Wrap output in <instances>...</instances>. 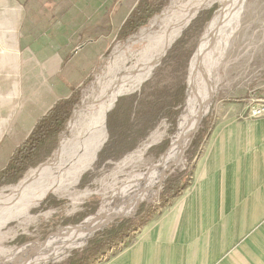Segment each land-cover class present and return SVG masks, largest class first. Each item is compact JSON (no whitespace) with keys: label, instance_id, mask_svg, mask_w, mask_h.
Instances as JSON below:
<instances>
[{"label":"rangeland","instance_id":"rangeland-1","mask_svg":"<svg viewBox=\"0 0 264 264\" xmlns=\"http://www.w3.org/2000/svg\"><path fill=\"white\" fill-rule=\"evenodd\" d=\"M174 1L183 3L188 0H169L164 9L156 14L149 21L147 26L123 41L118 39V33L122 26L118 27V25L121 24L120 18L123 14L122 10L109 14L114 20L110 19L108 22L98 21L103 14L106 15L107 10H110L113 0L111 2H109V0H59V5L55 7V9L58 8L57 11H51L54 7L52 4L47 5L46 12H44V9L42 10V23L40 24L37 23L40 17H38V13L35 12V2L31 0L29 6L32 11L30 12L28 26L32 38L31 48L35 50L37 45H40L45 51V55H53V58H48L44 62L47 80V109L62 97L70 95V93L74 91V88L82 89V102L75 109L76 111L78 110L79 112V109H81L82 113H88V104L98 106V96L103 86L106 85L105 83L109 78L110 69L114 68L116 64L122 63L123 60H127L130 65L136 61V58L147 48L148 42L144 39H132L140 36L143 31L150 29L153 21L162 16L165 11L169 10ZM222 1L224 0H208L201 7L190 9L187 14L180 19L177 31L168 45L176 38L182 29L185 30L167 50L168 52L166 51L168 45L164 48L161 62L154 69L152 77L141 83L133 91L118 95L109 108L103 112L104 125L105 114L114 106L106 115V131L103 127L104 135L103 137L101 136V148L91 169L82 175L79 183L74 187L63 190L61 193L51 191L41 196L34 205H31L25 211L21 218L9 220L1 227L0 249H26L28 253H31L34 248L41 247L45 243L54 241L63 234L87 227V224L94 220L101 212L102 208H107L111 205L113 208L116 206L120 207L121 204H124L118 201L117 195H113L115 189L123 185L133 174L146 172L158 165L161 159L173 149V145L177 141L180 122L182 121L181 118L188 99L187 93L190 86V67L195 54L203 43L207 28L221 10L223 5ZM128 7L129 5L126 4L120 8L126 11ZM200 8H202V10L196 15H189L190 11ZM207 11L210 12L209 17L202 27L197 28L198 23L196 21L202 16V12ZM239 13L241 16L239 22L227 42L217 70L214 71L213 85L215 87L207 97L206 105L207 102L208 105L204 112H207L212 102L211 108L208 110L207 115L197 130L192 133L180 162L166 171L167 176L162 182L157 183L154 191L151 192L152 194L141 197L138 199L139 201L136 200L131 210H123L108 214L105 219L100 221V225L102 223V226L99 229L95 230L100 225L94 228L95 231L93 230L90 235H88L89 233L86 235L82 245L70 251H65L64 248L55 250L50 254V257L55 260L40 261V264L43 262V264H67L70 257H72L76 251H84L96 236L101 233L114 231L128 221L130 224L126 234L114 244L106 247L90 264H102L104 261H107L122 251L134 240L144 223H147L145 220L146 212L143 213V211L152 210L151 213L154 214L162 208V195L166 179L171 175H176L177 172H186L190 176L191 182L193 169L199 155L198 154L197 158L194 160V142L197 141L200 130V132H202L206 129L210 133L217 115V106H219L222 101L241 102L247 103L248 105V100L252 97L264 96V0H245L239 8ZM156 29L159 31L161 30L160 26H156ZM182 39L187 41L188 44L182 49L177 50L176 55L179 56V58L177 57L175 60V58L173 59L172 56H170V51L175 44ZM127 67L128 65H125L118 71L113 79L114 83L122 79ZM183 84L186 85V100L178 118L177 129L174 133L171 132L172 123L169 117L164 115L162 110V116L157 121L155 127L148 131L147 136L140 141L134 150L129 151L118 160L109 158L105 160L100 159L99 154L109 142L111 136L109 130V116L120 98L136 95L139 103L136 104L134 109L137 114H139L142 113L141 107L147 108L148 105L141 103L143 101L150 102L151 95H149V93L151 91H160L163 94L165 92L167 95L169 91L171 92ZM166 95H164V97H166ZM73 117L74 112L68 123L67 129L63 132L66 133L62 137L61 135L63 133L60 135L58 148L53 155L38 167L29 169L17 184L0 187V196L10 194V189L17 188L16 186H18L32 170L41 167L49 160L57 157L61 141L71 137V131L75 124L71 131L69 130V125ZM205 121H207V123L204 125ZM207 131L204 132V135L208 133ZM105 136L107 139L104 143ZM168 139L169 143L165 145L163 151L157 152ZM154 146L159 147L153 151L152 147ZM66 149L67 140L65 151L63 154L59 155L57 159L65 154ZM137 151L142 152V160L121 169L120 163H122L128 155L130 156ZM57 159L54 163L57 162ZM4 168L5 167H0V171ZM6 188L7 190L4 191ZM51 199L60 200L62 204L57 207L51 206ZM148 201L149 203L147 206H144V203ZM92 203H96L97 207H92ZM0 209L2 210L3 207ZM113 224L115 225L112 226ZM62 252L63 256L58 259L57 256ZM37 258L38 257L35 256L6 258L5 254L0 253V264H30L31 260H36Z\"/></svg>","mask_w":264,"mask_h":264},{"label":"crops","instance_id":"crops-1","mask_svg":"<svg viewBox=\"0 0 264 264\" xmlns=\"http://www.w3.org/2000/svg\"><path fill=\"white\" fill-rule=\"evenodd\" d=\"M138 1L113 0L98 21L122 10L120 27ZM30 2L0 0V167L52 107L44 62L53 55L31 48ZM34 2L38 24L48 4L58 10L59 0ZM248 114L247 103L217 106L189 186L102 264H264V116Z\"/></svg>","mask_w":264,"mask_h":264},{"label":"bare ground","instance_id":"bare-ground-1","mask_svg":"<svg viewBox=\"0 0 264 264\" xmlns=\"http://www.w3.org/2000/svg\"><path fill=\"white\" fill-rule=\"evenodd\" d=\"M207 1L208 0H188L183 3L174 1L169 10L165 11L162 16L153 21L150 29L132 39L146 40L148 42L147 48L140 56L138 55L139 57L136 58V61L132 65H130L127 60H123L122 63L116 64L114 68L110 69L109 78L105 83L106 85H104L105 87L103 86L98 96V106L88 104V113H82L81 109H79L75 126L71 131V137L67 139L65 154L57 159V162L49 169L48 173L43 174L39 178H32V176L26 177L16 186L17 188L10 189V194L0 196V208L3 207L2 210L0 209V228L9 220L21 218L25 211L31 205H34L41 196L51 191L61 193L63 190L70 189L79 183L82 175L91 169L96 161L97 154L102 144L101 136L103 137L104 135L103 127L106 130V115L114 106L105 114L104 125L103 112L109 108L118 95L133 91L141 83L152 77L154 69L161 62L164 48L173 39L177 31L180 19L187 14L190 9L201 7ZM244 1L245 0L222 1L223 5L221 10L207 28L203 43L195 54L190 67L188 99L181 118L182 121L180 122L177 141L174 143L173 149L161 159L158 165L146 172L133 174L123 185L115 189L113 195H117L118 201L124 204H121L120 207L116 206L113 208L111 205L110 207L102 208L101 212L94 220L89 222L90 224H87V227L63 234L54 241L45 243L41 247L34 248L31 253H28L26 249H0V253L5 254L6 258L38 257L36 260H31L30 264H40V261L55 260L50 257L53 251L62 248H64L65 251H70L82 245L86 235L88 233V235H90L94 228L99 226L100 221L105 219L108 214L123 210H131L136 200L145 195L152 194L151 192L154 191L157 183L163 181L166 171L180 162L184 149L190 140V134L196 128L199 118L205 114L204 111L208 105V102L206 105L207 97L215 87L213 85L214 71L217 70L227 42L239 22L241 17L239 8ZM156 26H160L161 30H157ZM178 38L179 37L172 41L167 50ZM125 65H128V67L124 76L120 81L114 83V77ZM142 158V152H134L120 163V168L123 169L125 166H130L142 160ZM5 190H7V188L4 189V191ZM101 226L102 223L95 230L99 229ZM62 256L63 252L60 253L57 258L60 259Z\"/></svg>","mask_w":264,"mask_h":264},{"label":"trees","instance_id":"trees-1","mask_svg":"<svg viewBox=\"0 0 264 264\" xmlns=\"http://www.w3.org/2000/svg\"><path fill=\"white\" fill-rule=\"evenodd\" d=\"M168 1L169 0H139L137 6L128 14L125 21L123 22L118 33V39L124 41L131 35L140 31V29L147 26L149 21L164 9ZM200 10H202V8L190 11L189 15H196ZM201 14L202 16L196 21L198 23L197 28H200L204 25L206 19L209 17L210 12H202ZM184 30L185 29H182L176 38L180 37ZM187 44L188 42L184 41V39L177 42L170 51V56H172L173 59L175 58V60L177 57L179 58V56L176 55L177 50L182 49ZM81 93L82 89L74 88V91H72L70 95L67 97L64 96L55 102L47 111V113L37 121L28 138L18 147H16L8 164L0 171V187L17 184L29 169L38 167L53 155V153L58 148L60 135L67 129L74 110L82 102ZM149 95H151L150 102L143 101L141 103L148 105L147 108L141 107L142 113L139 114H137L136 110L134 109L136 104L139 103L136 95L126 96L120 99L118 98L119 100L109 116V130L111 136L109 142L99 154L100 159L105 160L109 158L118 160L125 156V154L129 151L134 150L140 141L147 136L148 131L155 127L157 121L162 116V110L164 115H167L172 123L171 132L174 133L176 131L178 118L182 112L186 100V85H180L173 91H169L167 95L165 92L163 94L160 91L155 90L151 91ZM164 95H166V97H164ZM77 113L78 110L75 112L74 117L70 122V131L75 124ZM206 123L207 121L204 122V125ZM200 131L197 141L194 142V160L197 158L202 144L209 133L206 129H204L202 132ZM206 131L208 133L204 135V132ZM106 139L107 137L105 136L104 143ZM66 140L67 139H63L61 141L57 157L63 154L65 151ZM168 143L169 139L162 144L157 152H162L165 148V145ZM159 146L152 147V150H156ZM57 157L49 160L41 167L32 170L27 177L32 176V178H36L47 173ZM189 183L190 176L186 172H177L176 175H171L168 177L164 183L161 204L162 207H165L172 201L173 198L179 196L183 190L188 187ZM61 204L62 202L60 200H50L51 206L57 207ZM91 206L96 208L97 204L92 203ZM151 211L152 210L143 211V213L146 212V221H148L153 216ZM129 224L130 222L127 221L114 231L101 233L100 235L96 236L84 251H76L72 257H70L67 264H90L100 253L105 250L106 247L114 244L126 234V232L129 230Z\"/></svg>","mask_w":264,"mask_h":264},{"label":"built area","instance_id":"built-area-1","mask_svg":"<svg viewBox=\"0 0 264 264\" xmlns=\"http://www.w3.org/2000/svg\"><path fill=\"white\" fill-rule=\"evenodd\" d=\"M248 113L252 118L264 116V96H255L248 100Z\"/></svg>","mask_w":264,"mask_h":264},{"label":"water","instance_id":"water-1","mask_svg":"<svg viewBox=\"0 0 264 264\" xmlns=\"http://www.w3.org/2000/svg\"><path fill=\"white\" fill-rule=\"evenodd\" d=\"M214 16H215V15H214ZM214 16H213V17H214ZM213 17H212V18H213ZM187 97H188V93H187ZM213 100H214V97H213ZM213 100H212V101H213ZM211 103H212V102H211ZM211 103H210V107H209V109L211 108ZM209 109H208V110H209ZM208 110H207V112H208ZM75 112H76V110L74 111V114H75ZM207 112H206L203 116H201V117L199 118V120L197 121V124H196V128L193 130L192 133H194V132L197 130V128L199 127V125H200L201 122L204 120L205 116L207 115ZM65 133H66V132H65ZM65 133H63V134L61 135V137H62ZM192 133L190 134V137H191ZM166 174H167V172H166ZM166 174H165V177L167 176ZM165 177H164V179H165ZM164 179H163V180H164ZM148 203H149V201H148L147 203H144V206H147ZM136 211H137V210H136ZM136 211H135V212H136ZM135 212H134V213H135ZM94 233H96V232H94ZM94 233H93V234H94ZM93 234H92V235H93ZM92 235H91V236H92Z\"/></svg>","mask_w":264,"mask_h":264}]
</instances>
